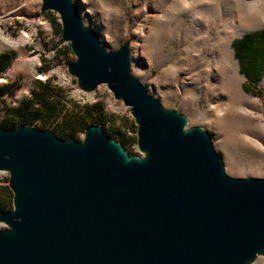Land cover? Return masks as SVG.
I'll return each mask as SVG.
<instances>
[{"label":"water","instance_id":"obj_1","mask_svg":"<svg viewBox=\"0 0 264 264\" xmlns=\"http://www.w3.org/2000/svg\"><path fill=\"white\" fill-rule=\"evenodd\" d=\"M46 10L61 15L79 86L106 84L130 107L146 155L127 159L98 124L82 142L0 127V170L13 171L16 190L15 209L0 210V264H247L264 254V178L226 175L209 132L186 129L132 74L128 42L106 52L72 0H42Z\"/></svg>","mask_w":264,"mask_h":264},{"label":"rangeland","instance_id":"obj_2","mask_svg":"<svg viewBox=\"0 0 264 264\" xmlns=\"http://www.w3.org/2000/svg\"><path fill=\"white\" fill-rule=\"evenodd\" d=\"M72 1L106 52L129 43L132 74L164 108L183 115L187 129L200 127L209 132L226 175L264 178V73L257 84L249 82L233 46L234 38L264 28V22L240 25L243 15L259 7L264 10V0ZM48 13L57 17L55 10L42 12V0H0V53L12 54L0 76L7 88L0 96V127H32L82 142L83 126L74 137L62 134L68 119L74 121L76 113H86L97 116L98 125L130 155L143 156L139 126L130 107L111 95L106 84L80 95L59 85L66 74L64 66L69 70L77 55L69 46L53 50L51 35L62 24L56 19L52 27L41 24ZM72 81L78 83L75 75ZM44 83L61 89L60 94L49 96L50 100L57 97L60 104L47 117L38 114L37 104L28 105L33 91H42ZM23 107L27 123L4 127L15 119L14 109ZM12 177V170H0V199L5 203L1 210L15 209ZM7 227L0 221V229ZM247 264H264V254Z\"/></svg>","mask_w":264,"mask_h":264},{"label":"trees","instance_id":"obj_3","mask_svg":"<svg viewBox=\"0 0 264 264\" xmlns=\"http://www.w3.org/2000/svg\"><path fill=\"white\" fill-rule=\"evenodd\" d=\"M48 16L53 18L52 13H48ZM233 46L235 54L240 62V70L247 76L249 82L257 84L264 73V28L247 31L243 35L234 38ZM11 57L12 54L9 52L0 53V76L6 69ZM42 86V91H33V97L28 105L37 104L36 111L38 114L46 115L47 117L51 116L60 104L57 97H53L54 99L50 100L49 96H53L55 92H59L60 94L61 89L50 85V83H44ZM6 90V86L0 83V96L4 94ZM14 110L17 112L15 119L4 123V127H15L18 124H25L27 123L26 121L29 120L28 114L23 111L26 110L24 107ZM89 110H91V107H89ZM98 123H100V120L97 116H88L86 113H76L74 121L70 119L66 121V130H64L62 136L74 137L76 136L79 126H83L82 129L85 132L90 125H97ZM4 206V201L0 199V210Z\"/></svg>","mask_w":264,"mask_h":264},{"label":"built area","instance_id":"obj_4","mask_svg":"<svg viewBox=\"0 0 264 264\" xmlns=\"http://www.w3.org/2000/svg\"><path fill=\"white\" fill-rule=\"evenodd\" d=\"M56 15H57V17H55L53 15V18H51L49 16L45 17L43 15L42 16V20H40V23L41 24L46 23L48 26L52 27V24H53V22L56 19L58 23H61L63 25L61 15L58 12H57ZM51 37H52V43H53V46H54V49H53L54 51H56V50L63 51V49H65L66 46H69L70 49H72L71 43H69L70 41L64 39L63 26H62V29L57 30L56 33L51 35ZM64 72H66V74L62 75V81L59 83V85L64 86V87H71V88L75 89L80 95V93L82 91H84V90H81V88L78 86L77 82L73 83V81H72L73 80V75L70 73V71L68 70L67 66H64ZM111 95H113L112 92H111Z\"/></svg>","mask_w":264,"mask_h":264},{"label":"bare ground","instance_id":"obj_5","mask_svg":"<svg viewBox=\"0 0 264 264\" xmlns=\"http://www.w3.org/2000/svg\"><path fill=\"white\" fill-rule=\"evenodd\" d=\"M240 25L241 27H247V26H254L256 24H261L264 22V10L261 9V7L257 8L253 14L250 15H243L240 19ZM95 128H92L94 130ZM187 129V128H186ZM126 154L127 159H131L133 155H130L126 150L123 151ZM144 152V156L146 155V152ZM142 156V157H144ZM141 157V158H142Z\"/></svg>","mask_w":264,"mask_h":264},{"label":"crops","instance_id":"obj_6","mask_svg":"<svg viewBox=\"0 0 264 264\" xmlns=\"http://www.w3.org/2000/svg\"><path fill=\"white\" fill-rule=\"evenodd\" d=\"M251 31V30H250Z\"/></svg>","mask_w":264,"mask_h":264}]
</instances>
